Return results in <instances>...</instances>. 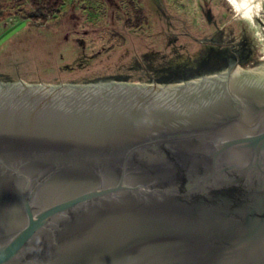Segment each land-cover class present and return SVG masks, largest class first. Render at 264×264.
<instances>
[{
  "label": "water",
  "instance_id": "water-1",
  "mask_svg": "<svg viewBox=\"0 0 264 264\" xmlns=\"http://www.w3.org/2000/svg\"><path fill=\"white\" fill-rule=\"evenodd\" d=\"M0 264H264V69L0 81Z\"/></svg>",
  "mask_w": 264,
  "mask_h": 264
},
{
  "label": "rangeland",
  "instance_id": "rangeland-1",
  "mask_svg": "<svg viewBox=\"0 0 264 264\" xmlns=\"http://www.w3.org/2000/svg\"><path fill=\"white\" fill-rule=\"evenodd\" d=\"M45 6L0 0V81L163 83L224 67L221 57H237L241 68L264 65V22L235 16L226 0H59L52 12Z\"/></svg>",
  "mask_w": 264,
  "mask_h": 264
},
{
  "label": "bare ground",
  "instance_id": "bare-ground-1",
  "mask_svg": "<svg viewBox=\"0 0 264 264\" xmlns=\"http://www.w3.org/2000/svg\"><path fill=\"white\" fill-rule=\"evenodd\" d=\"M235 16L242 17L253 25L256 21L264 22V0H226ZM264 64V63H263ZM259 68H253L251 70ZM263 70V68H260Z\"/></svg>",
  "mask_w": 264,
  "mask_h": 264
},
{
  "label": "trees",
  "instance_id": "trees-1",
  "mask_svg": "<svg viewBox=\"0 0 264 264\" xmlns=\"http://www.w3.org/2000/svg\"><path fill=\"white\" fill-rule=\"evenodd\" d=\"M46 1V5H47V7L45 6V9L47 8V10L48 11H50V12H52L53 10H54V8L57 6V4L59 3V0H45ZM40 8H39V12H40ZM42 14V13H41ZM34 16H37V17H39V18H41V16H39V15H37V14H34ZM219 59V58H218ZM221 60H223L222 58H221ZM223 62V61H222ZM218 63H220V62H218ZM217 63V64H218ZM215 67L217 68V65H214V66H212V67H205V68H207V69H205V70H199L198 71V74L197 75H200L201 73H203L204 71H206V70H214L215 69ZM184 76H187V75H184ZM194 76H196V75H194ZM194 76H192V77H194ZM187 79V78H190V77H184V79ZM159 82H163V83H168V82H175L173 79L171 80H168V79H165V80H162V81H159Z\"/></svg>",
  "mask_w": 264,
  "mask_h": 264
},
{
  "label": "flooded vegetation",
  "instance_id": "flooded-vegetation-1",
  "mask_svg": "<svg viewBox=\"0 0 264 264\" xmlns=\"http://www.w3.org/2000/svg\"><path fill=\"white\" fill-rule=\"evenodd\" d=\"M224 48H227V47H224ZM234 53V52H233ZM236 55V54H235ZM222 59H224V61L223 62H225V66L224 67H221L220 65H218L217 66V68L215 67V69L214 70H206V71H204L203 73H201V74H205V73H212V72H214V71H218V70H222V69H226L231 63H233L236 59H237V57L235 58V59H232V58H224V57H221ZM255 68H263L264 69V65H261V66H255ZM200 74V75H201Z\"/></svg>",
  "mask_w": 264,
  "mask_h": 264
}]
</instances>
